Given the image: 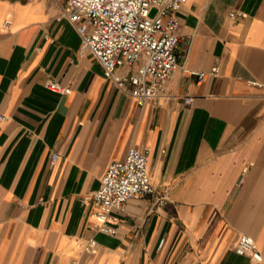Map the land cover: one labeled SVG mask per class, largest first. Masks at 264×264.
Segmentation results:
<instances>
[{"label":"crops","instance_id":"crops-1","mask_svg":"<svg viewBox=\"0 0 264 264\" xmlns=\"http://www.w3.org/2000/svg\"><path fill=\"white\" fill-rule=\"evenodd\" d=\"M67 7L0 0V264H264V0H187L181 66L144 106L82 51ZM131 146L157 193L114 209L107 234L91 196ZM242 233L257 258L236 252Z\"/></svg>","mask_w":264,"mask_h":264},{"label":"built area","instance_id":"built-area-1","mask_svg":"<svg viewBox=\"0 0 264 264\" xmlns=\"http://www.w3.org/2000/svg\"><path fill=\"white\" fill-rule=\"evenodd\" d=\"M187 0H67L64 16L81 34L82 51H90L102 64L105 74L126 94L133 96L139 105L148 100L167 95L169 80L181 61L176 49L179 44L178 10ZM154 12V14H153ZM241 12L232 11L238 18ZM9 20L5 25L8 26ZM120 67L133 68L121 73ZM202 81L206 71H194ZM210 73L217 75L219 66ZM254 84H260L254 81ZM47 86L62 94H69L72 87L51 79ZM189 96L186 101L192 102ZM5 116L0 114V119ZM53 154V161L60 158ZM157 186L149 170L147 150L131 146L124 159L112 162L106 170L101 186L92 194L97 218L95 228L115 235L118 226L112 211L123 208L132 198L155 196ZM164 200V199H163ZM165 238L160 242L162 247ZM236 252L259 256L255 238L239 235Z\"/></svg>","mask_w":264,"mask_h":264},{"label":"rangeland","instance_id":"rangeland-1","mask_svg":"<svg viewBox=\"0 0 264 264\" xmlns=\"http://www.w3.org/2000/svg\"><path fill=\"white\" fill-rule=\"evenodd\" d=\"M153 14H154V12H153Z\"/></svg>","mask_w":264,"mask_h":264}]
</instances>
